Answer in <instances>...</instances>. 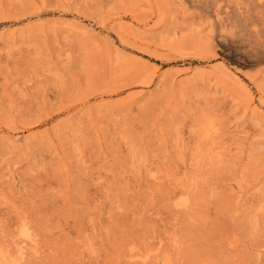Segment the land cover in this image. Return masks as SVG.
<instances>
[{
  "label": "rangeland",
  "instance_id": "1",
  "mask_svg": "<svg viewBox=\"0 0 264 264\" xmlns=\"http://www.w3.org/2000/svg\"><path fill=\"white\" fill-rule=\"evenodd\" d=\"M236 16L0 0V264H264V47Z\"/></svg>",
  "mask_w": 264,
  "mask_h": 264
},
{
  "label": "bare ground",
  "instance_id": "2",
  "mask_svg": "<svg viewBox=\"0 0 264 264\" xmlns=\"http://www.w3.org/2000/svg\"><path fill=\"white\" fill-rule=\"evenodd\" d=\"M195 1L200 6L204 4L205 7L213 9V12L216 16V21L217 23L221 24V26L223 25L228 27V24L229 25L234 24L232 22H231L232 24H230L229 22L231 20L232 13H235L237 15L236 18L237 17L241 18L244 22V26H246V28L249 29L251 38H253L254 41H256L258 44L264 47V0H195ZM234 27L236 26L234 25ZM224 32L226 33V30ZM230 33H234V32H230ZM208 132L210 131H207V133ZM206 136H208V134H206ZM26 232H25V236L26 238H28V234Z\"/></svg>",
  "mask_w": 264,
  "mask_h": 264
}]
</instances>
